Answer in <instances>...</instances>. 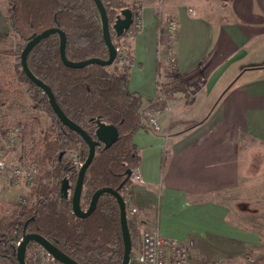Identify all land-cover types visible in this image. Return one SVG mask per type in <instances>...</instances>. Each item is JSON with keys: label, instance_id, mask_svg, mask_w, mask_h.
<instances>
[{"label": "crops", "instance_id": "obj_1", "mask_svg": "<svg viewBox=\"0 0 264 264\" xmlns=\"http://www.w3.org/2000/svg\"><path fill=\"white\" fill-rule=\"evenodd\" d=\"M123 1L139 3L142 18L132 41L128 88L142 96L144 127L134 142L145 181L128 191L130 205L138 209L132 216L182 241L193 259H224L219 233L254 245L249 235L226 223V207L216 195L237 184L242 135L264 141V0ZM170 18L178 22L172 73L166 67ZM237 63L245 71L228 84ZM251 63L258 67L245 69ZM178 79L187 93L168 94L165 84ZM199 79L202 86L191 93ZM162 91L170 110L161 113V130L154 132L143 112ZM198 101L199 114L184 118Z\"/></svg>", "mask_w": 264, "mask_h": 264}, {"label": "trees", "instance_id": "obj_2", "mask_svg": "<svg viewBox=\"0 0 264 264\" xmlns=\"http://www.w3.org/2000/svg\"><path fill=\"white\" fill-rule=\"evenodd\" d=\"M5 1L9 4L12 31L19 40L15 72L28 85L25 93L32 100V107L48 113L52 119L43 137L34 142L27 158L39 169L28 203H19L10 212L0 214V264H20L17 248L26 233L43 235L80 264H120L124 253L120 206L113 195L104 194L88 217L79 218L73 213L72 197H65L61 187L65 179H69L72 186L75 184L88 156V144L61 122L44 90L25 74L20 60L22 49L34 35L56 26L67 35L66 53L70 60L107 59L109 52L99 9L94 0ZM102 1L107 9L113 42L118 47L127 32L117 37L112 24L122 9L131 6L123 0ZM133 55L131 47L130 54L121 63L115 60L108 66L69 67L61 59L57 33L47 36L28 55L31 70L51 87L60 107L73 121L93 136L97 119L119 129V139L113 145L97 147L86 171L83 208L88 207L93 193L102 187L117 189L126 199V188L130 184L128 170L133 172L140 162L134 135L144 127L142 96L128 88ZM165 86L170 87L169 93L188 91L182 79ZM6 90L0 85L2 109L6 101L1 94L9 92ZM129 227L131 231V224ZM132 241L133 249L140 238L137 236V240ZM38 245L31 242L27 251ZM26 258L28 264H35L27 255ZM262 261L264 256L256 260Z\"/></svg>", "mask_w": 264, "mask_h": 264}, {"label": "rangeland", "instance_id": "obj_3", "mask_svg": "<svg viewBox=\"0 0 264 264\" xmlns=\"http://www.w3.org/2000/svg\"><path fill=\"white\" fill-rule=\"evenodd\" d=\"M132 7L135 8L137 5L133 3ZM133 34L134 32L127 33L121 44L127 56L131 52ZM18 42L10 25L9 4L5 0H0V85H4L6 91H9L1 94L4 95L6 101L3 106L5 125L7 127L20 125L23 128L21 132L23 135L18 139V144L6 152L5 156L0 155V157L3 156L8 161L20 159L29 161L27 158L34 142L37 143L43 137L52 118L48 113L32 107V100L25 93L28 85L21 81L15 72ZM242 66L241 63L235 65L237 70L230 74L228 84L231 82L233 84L242 74L241 72L245 71ZM166 67L168 72L174 71L171 68L169 70L170 66ZM161 80L165 81L163 78ZM199 81L197 85L192 86L191 93L197 92L196 90L202 86L203 80L199 79ZM202 108L203 106L198 101V104L186 109L188 111L184 114V118L196 117ZM240 142V168L237 184L224 192H218L216 197L226 207V223L235 233L241 232L249 235L250 242L254 245L249 246L237 240V237L226 239L221 233L217 236V245L223 246L222 250H225V254L229 253L227 258L225 254L220 257L231 264H264V261L256 262L264 256V141L242 135ZM37 176L32 186L35 185ZM32 186L0 174V214L10 212L15 205L23 203L24 197L29 199ZM130 219L132 240L136 241L137 236L140 238L142 225L139 224L138 218V221L133 216ZM133 236H135L134 239ZM39 247L40 245L32 246L27 251L29 260L35 264H41L37 254ZM137 251L135 246L132 254L136 255Z\"/></svg>", "mask_w": 264, "mask_h": 264}, {"label": "water", "instance_id": "obj_4", "mask_svg": "<svg viewBox=\"0 0 264 264\" xmlns=\"http://www.w3.org/2000/svg\"><path fill=\"white\" fill-rule=\"evenodd\" d=\"M96 3L101 20H102V29L105 43L108 47L109 56L107 59L99 58V57H90L79 61L70 60L67 57L66 53V44H67V35L63 29L59 26L48 28L36 35L32 39H30L25 47L22 49L20 60L22 68L25 74L40 88L44 90V93L48 96L50 104L52 106L53 111L61 120V122L72 129L73 131L80 134V136L86 141L89 147L88 156L85 162L82 164L79 169L77 179L75 184L72 186L69 179H65L62 183L61 192L67 197H72V209L73 213L79 218L88 217L96 208L97 203L100 197L104 194L113 195L119 206H120V219H121V230H122V238L124 243V253L122 257V261L120 264H130L131 254H132V234L130 231L129 223H128V214H127V204L124 196L117 190L112 187H102L97 189L90 200V203L87 208L82 207V194L84 188V180L86 171L91 164L95 154L97 147L101 144H104L106 148L113 145L119 139V129L114 124H107L97 119V129L95 131V135L89 134L82 126L73 121L60 107L55 94L51 87L40 79L29 67L28 64V55L32 51V49L44 40L47 36L57 33L60 37V55L64 64L69 67L81 68L88 66L90 64H99L103 66H108L114 63L117 56V47L113 42L111 27L109 23L107 9L102 0H94ZM133 23V10L131 7H126L117 14L114 23L112 24V28L117 37L123 36L127 30L131 27ZM260 66V65H259ZM258 65L256 63H251L247 65L245 68H256ZM132 171L128 170V174L131 175ZM72 188V190H71ZM31 242H35L49 251L60 263L62 264H80L75 259L61 251L54 243L49 241L46 237L38 233H26L23 236L22 241L19 243L17 248V259L20 264H28L27 263V248Z\"/></svg>", "mask_w": 264, "mask_h": 264}, {"label": "built area", "instance_id": "obj_5", "mask_svg": "<svg viewBox=\"0 0 264 264\" xmlns=\"http://www.w3.org/2000/svg\"><path fill=\"white\" fill-rule=\"evenodd\" d=\"M136 5L137 7L133 10V23L127 30V33L134 32L133 35L137 34V32L142 29L141 7L139 3H136ZM192 11L195 12L194 10ZM177 27V20L170 18L166 26L168 34L166 56L168 59L167 63L171 69H175L177 64L173 51V39ZM126 56L124 47L119 45L117 47V56L115 60L121 63L127 58ZM168 97L166 91H162L157 97L155 104L149 106L143 112L150 129L154 132H159L161 130V123L159 120L161 113L164 110H170ZM21 132L22 128L20 125L12 127H7L5 125V117L0 105V155L5 156L6 152H9L18 144ZM3 156L0 157V174L10 179H15L25 184L27 183V186H32L39 171L37 165L21 159L8 161ZM144 181L143 175L140 173L139 169L136 168L130 175V184L126 188L125 201L127 204L128 219L138 212L136 207H132V205L129 204L130 198L128 191L134 184L143 183ZM28 201V197H24L22 202L28 203ZM141 225L140 250L136 255H131L130 264H227L224 259H193L186 245L179 239L164 235L157 227H150V225L144 224ZM37 250L41 264H55L58 262V260L42 246Z\"/></svg>", "mask_w": 264, "mask_h": 264}]
</instances>
